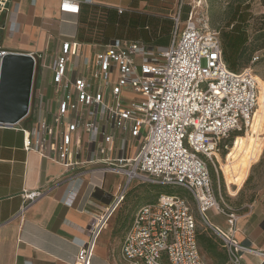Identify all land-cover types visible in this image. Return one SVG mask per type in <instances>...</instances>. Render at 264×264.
I'll list each match as a JSON object with an SVG mask.
<instances>
[{"label": "built area", "instance_id": "built-area-1", "mask_svg": "<svg viewBox=\"0 0 264 264\" xmlns=\"http://www.w3.org/2000/svg\"><path fill=\"white\" fill-rule=\"evenodd\" d=\"M6 3L0 0V12L6 10ZM185 5V0H178L167 47L157 49L142 40L113 38L96 54L92 79L70 74L77 44L64 42L51 67L57 112L51 122L44 117L24 128L26 150L45 152L43 146L50 144L57 159L73 169L80 163L82 147L74 133L83 130L90 142L103 141L102 152L108 154L113 152L116 138L107 128L121 134L118 158L96 170L123 175L124 184L90 228L76 264H91L97 237L134 182L183 187L194 196L204 221L223 242L232 264H244L245 255L258 257L264 264L263 249L238 239L234 213L228 214L227 230L206 215L212 208L223 211L210 164L215 165L214 157L225 140L233 136L236 142L252 127L260 93L253 65L263 55L257 52L249 66L233 71L224 59L220 31L199 25L193 6L184 19ZM61 11L78 14L80 2L62 0ZM34 60L29 112L22 121L34 110L38 66ZM136 141L137 150L129 154ZM105 160L110 161V157ZM41 195L39 190H24V205L18 215L23 218L31 202ZM121 252L129 264H205L197 219L188 199L161 194L139 207L126 230Z\"/></svg>", "mask_w": 264, "mask_h": 264}, {"label": "crops", "instance_id": "crops-1", "mask_svg": "<svg viewBox=\"0 0 264 264\" xmlns=\"http://www.w3.org/2000/svg\"><path fill=\"white\" fill-rule=\"evenodd\" d=\"M77 1L78 14L61 11L62 0L6 3L3 29L9 51L5 52L30 54L38 66L32 114L16 126L0 124V264H76L90 228L125 181L123 175L96 170L120 155L117 146L121 134L110 126L107 130L116 138L111 154L102 152L103 141L90 142L89 134L83 130L74 133L82 146L80 163L74 169L57 159V151L50 144L43 146L46 153L25 148L24 128L36 125L44 117L51 122L57 112L51 67L64 42L77 44L71 55L70 74L91 79L96 70V54L113 38L142 40L157 49L171 42L178 0ZM185 1L184 19L190 11L185 10L191 5V1ZM85 109L80 107L82 112ZM99 123L103 124L100 120ZM137 146L138 142H133L128 153L133 154ZM109 157L110 161L105 160ZM24 190H39L42 195L31 202L21 218L18 214L24 205ZM252 207L246 233H237V237L264 250L263 198L254 199ZM114 214L96 239L91 264H129L121 252L123 239L116 234ZM226 256V264H232L228 253ZM244 261L262 264L258 257L245 255Z\"/></svg>", "mask_w": 264, "mask_h": 264}, {"label": "rangeland", "instance_id": "rangeland-1", "mask_svg": "<svg viewBox=\"0 0 264 264\" xmlns=\"http://www.w3.org/2000/svg\"><path fill=\"white\" fill-rule=\"evenodd\" d=\"M185 12L187 13L191 7L195 9V20L203 26L212 30H218L222 33L229 30V21L237 4H242L245 8L249 5L250 17L247 25L248 31L253 36L258 34V30L264 25V5L262 0H189ZM5 23L4 11L0 12V51H9L7 49L6 38L3 25ZM185 21L182 22L183 29ZM2 48V49H1ZM263 55L261 59L253 65L255 74L259 82V106L254 115L252 127L248 133L240 135L236 142L234 137L225 140L214 157L213 182L217 190L218 198L223 209L220 213L217 209H210L206 215L213 223L222 229H228V214L234 213L237 218L238 234L246 233L248 214L253 210L254 199L259 201L262 197L264 200V120L262 125L257 121L258 110H261L264 104V50L260 51ZM42 81L40 82V84ZM50 93L52 91L49 89ZM241 138H246L247 146L239 156H232L239 147ZM244 159L246 168L241 174L240 160ZM239 166V167H238ZM240 173V175H238ZM212 174V173H211ZM244 174V175H243ZM241 177V178H240ZM243 177V178H242ZM243 179V180H242ZM132 193L127 196L126 204H124L116 213V234L123 239V236L132 220L134 202L137 197L143 200L155 199L157 196V188H161L164 192L176 193L186 197L191 204L193 214L197 219V230L199 235L208 236L213 240L212 245L217 246L215 254H211L201 246V255L205 264H226V257L220 238L215 234L212 228L204 221L202 214L198 208V203L189 191L180 186H163L159 187L136 182ZM223 197V201L220 197ZM156 200V199H155ZM152 202V201H151ZM122 242V241H121ZM252 257V256H249ZM247 261V259H246ZM244 261V264H246ZM248 263V261H247Z\"/></svg>", "mask_w": 264, "mask_h": 264}, {"label": "trees", "instance_id": "trees-1", "mask_svg": "<svg viewBox=\"0 0 264 264\" xmlns=\"http://www.w3.org/2000/svg\"><path fill=\"white\" fill-rule=\"evenodd\" d=\"M262 3L264 5V0H262ZM249 8H250L249 5H246L244 8L242 4H237L233 11L232 17L230 18L229 21V27L231 28L223 33L220 31L224 59L228 64V66L233 71H240L243 68L249 66L253 56L257 52L264 50V25L259 28L258 34L254 35L253 40H251V34L248 31L246 25L250 17L252 16L251 12L249 11ZM210 171L214 176L215 172L211 164H210ZM152 186H154L155 188V185ZM157 186L163 187L161 185H157ZM133 187L134 186H131V188L127 192L122 205L126 204L125 200L127 196H129L132 193V190L134 189ZM157 190H158L157 196L155 199H157L158 196H160L161 194L176 195V193L164 192L161 190V188H157ZM96 195L100 196V193L97 192ZM155 199L149 198L146 199L145 202V200H143L142 197L139 198L137 197V199L134 202V207L132 208V212H134L135 210L137 211L139 207H141L146 203L155 201ZM198 240L200 247L203 246L206 249V251L211 253L212 255L216 253L215 250L217 246L212 245L213 240L210 237L199 235L198 233ZM221 244L223 245L222 241ZM223 250L225 253V257H227L226 256L227 252L224 247Z\"/></svg>", "mask_w": 264, "mask_h": 264}, {"label": "water", "instance_id": "water-1", "mask_svg": "<svg viewBox=\"0 0 264 264\" xmlns=\"http://www.w3.org/2000/svg\"><path fill=\"white\" fill-rule=\"evenodd\" d=\"M34 71L30 54L0 51V124L12 126L27 116Z\"/></svg>", "mask_w": 264, "mask_h": 264}, {"label": "bare ground", "instance_id": "bare-ground-1", "mask_svg": "<svg viewBox=\"0 0 264 264\" xmlns=\"http://www.w3.org/2000/svg\"><path fill=\"white\" fill-rule=\"evenodd\" d=\"M6 53H16V52H6ZM258 115H257V121L259 122V124L260 125H262V123H263V120H264V104H263V106H262V108H261V110H258ZM247 144V142H246V138H241L240 139V142H239V147H238V149L235 151V152H233L232 153V156H239L240 155V153L241 152H243L244 151V149H245V147L247 146L246 145ZM245 160L242 158L241 160H240V164H239V166H240V171H241V174L243 173V171L245 170V168H246V163L244 162ZM238 166V167H239ZM238 175H240V173H238ZM244 175V174H243ZM241 178V177H240ZM243 178V177H242ZM243 180V179H242Z\"/></svg>", "mask_w": 264, "mask_h": 264}]
</instances>
